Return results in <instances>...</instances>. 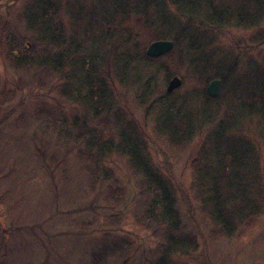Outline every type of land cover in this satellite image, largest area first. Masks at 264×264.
<instances>
[{
	"label": "rangeland",
	"instance_id": "obj_1",
	"mask_svg": "<svg viewBox=\"0 0 264 264\" xmlns=\"http://www.w3.org/2000/svg\"><path fill=\"white\" fill-rule=\"evenodd\" d=\"M31 1L0 0V264H93V255L102 246L116 244L127 246L122 247V251H114L112 247L99 261L100 264H156L161 237L154 232L153 226L137 219L148 204L145 195L138 190L136 181L140 178L129 170L126 158L112 153L101 160L112 170L121 188L120 196L104 199L107 194L105 184L92 183L85 172L84 162L78 158L79 139L66 136V133L75 136L80 124L95 135L109 136L116 129L110 115L116 109L122 123L133 119L144 130L151 159L158 165L163 178L172 181L175 189L173 205L190 238L191 251L185 255H171L160 263L264 264V192L254 221L239 234L229 237L210 235L208 218L188 193V184L193 177L192 158L202 142L213 145L211 139L216 136H221L224 148L227 147L232 155L240 150L237 143L243 141L247 149L239 153L242 156L239 159L254 161L257 156L260 167L254 171L256 177L248 169L245 174L241 166L234 169L245 174V181L264 183L263 139L259 136L255 140L248 139L247 131L251 130V124L247 119L241 122L244 136L236 138L232 131L220 128L218 117L224 110V105H219L221 101L233 105L232 112H237L250 105L249 92L263 85L254 79L244 82L246 76H264V44L258 46L253 43L251 46L246 41L256 28L228 26L219 37L217 34V42L211 44L218 48L211 56L212 60L219 62V72L224 73L231 62L235 61L236 65L235 73H230L231 80H227L224 87L220 83L218 95L221 96L217 95L219 98L216 100L209 102L203 96L208 82H203L197 70L188 69L189 63L182 59L183 45L174 54L153 63L162 65L161 71L152 65L144 71L140 69L144 76L154 72L152 97L160 96L168 79L180 74L181 85L172 91L167 102H172L174 108L182 105L185 111L196 109L197 104L203 109L207 104L206 110L212 118L210 116L209 121L202 124L189 145L174 149L153 133L151 128L157 113L153 109L147 115L144 107L137 105L131 88L113 81L116 105L106 112L101 109V104L99 108L97 98H93L95 106L85 114L83 105L73 97L69 100L62 97L59 93L61 86L53 76L42 77L40 67L8 65L9 59L23 60V56L32 51L25 45L35 32L32 26L25 28L29 15L25 7ZM117 1L120 3L122 0ZM135 1L141 5V0H131V11ZM68 2L75 3V0ZM108 4L109 0H86L82 6L76 7L77 26L87 25L86 29H91L80 37L84 57L97 55L100 59L107 55L108 49L94 41L91 44V37L93 40L110 33H130L136 35L137 44L142 47L156 32H163V23L154 27L143 23L151 20V8L144 9L142 5L138 9L143 20L137 21L134 15L129 14L124 21L118 22L119 16L108 10ZM68 12L64 8L60 14L66 35L71 24L75 27V21L72 22L74 15L72 18ZM42 13H39L42 20L56 21L42 17ZM111 14H114V20L112 16L109 18ZM103 17L109 18V23ZM259 24V27H264V19ZM73 35L77 40L78 35ZM204 50L208 52L206 47ZM220 50L226 52H217ZM166 71L174 74L164 79ZM106 82L110 81L106 79ZM228 89L230 92L226 93ZM95 112L97 114L92 116ZM104 116L108 117L107 123L101 121ZM58 129L64 135H59ZM252 134L255 136L253 129ZM249 141L259 150L251 148ZM247 188L252 194L256 186L248 184Z\"/></svg>",
	"mask_w": 264,
	"mask_h": 264
},
{
	"label": "trees",
	"instance_id": "obj_2",
	"mask_svg": "<svg viewBox=\"0 0 264 264\" xmlns=\"http://www.w3.org/2000/svg\"><path fill=\"white\" fill-rule=\"evenodd\" d=\"M83 2L86 0H75V3H69L68 0H33L27 3L25 10L29 15L25 21V28L29 29L32 26L35 32L25 45L32 51L23 56V60L17 61L15 57L9 59L8 65L40 67L42 77L53 76L52 78L61 86L59 93L62 97L67 100L73 97L83 105L85 114L95 106L92 104L93 98H97L99 108L101 104V109L106 112L111 110L112 105H116L117 100L112 91L113 81L125 88H131L137 105L140 108L144 107L147 115L148 111L153 109L157 113L151 128L153 133L174 149H183L189 145L193 136L200 132L202 124L209 121L211 115L206 110L207 104H204L203 109L197 104L196 109L185 111L182 105L174 108L172 102L170 104L167 102L166 99L172 92L164 91L160 96L152 97L151 86L154 72L144 76L142 72L140 73V69L144 71V68L152 65L157 71H161L163 66L157 64L155 66L153 63H157L163 56L174 54L175 50L183 45L182 59H186L189 63L188 69L197 70L203 82L220 78L224 87L225 83L227 84L226 81L231 80L230 73H235L236 65L234 61L224 73L218 71L220 64L212 60L211 56L218 50L211 45L217 42V34L219 37L228 26L253 27L256 29L246 38V41L251 46L253 43L258 46L264 44V27H259L260 21L264 19V0H141L139 6L137 1L134 2L133 11L129 6L131 0H122L120 3L117 0H109L108 10L117 13L118 22L124 21L129 14L134 15L137 21L143 20L141 10L138 9L142 5L144 9L151 8V20H144L143 23L150 24V27L163 23L162 28H164L163 32H156L151 41L170 39L173 40L174 46L167 53L152 58L145 54L147 45L139 47L136 35L110 33L90 39L91 44L94 41L99 43L100 47L108 49L106 57L101 56L98 59L97 55H93L87 58L81 54L80 37L91 29H86L87 25L78 27V19L76 20L78 15L74 14L76 7L82 6ZM64 8L66 12L69 11L70 17L73 18L74 15L75 18L72 21H75V27L71 24L68 35L60 19ZM41 12H43L42 17L56 21L42 20L43 18L39 17ZM111 16L114 20V14H111L109 18ZM109 18H104L107 23L110 21ZM73 33L78 35L77 40L74 39ZM205 47L208 52L204 50ZM217 52L223 54L226 51ZM173 74L166 71L164 79H168ZM106 79L110 82H106ZM253 79L256 82H263V85L249 92L248 107L232 112L233 105L224 101L219 103L224 105V110L218 116L220 117L219 126L224 131H232L236 138H240L244 136L242 134L244 127H241V122L247 119L251 124V130H246L249 132L248 139L255 140L259 136L264 143V76H255V74L252 77L246 76L244 82H252ZM228 92H230L229 89L226 93ZM203 96L210 102L221 95L212 98L204 89ZM242 105L244 107V103ZM117 112L116 109L110 114L111 123L116 129L105 138L95 135L92 131L89 132L85 125L81 126V124L80 129L74 133L75 136L69 133H66V136L79 139L82 148L80 147L77 151L78 158L84 162L85 172L92 183L105 184L107 194L104 199L120 196L121 188L117 185L118 181L112 170L105 167L101 160L112 153L126 158L129 170L140 178L136 181L138 190L141 195H145L148 204L142 209L137 219H143L148 225L153 226L154 232H158L161 237L156 264H162L160 262L168 260L171 255H185L191 251L190 238L184 231L177 216V209L173 205L175 189L172 181L167 177L163 178L158 165L151 159L144 130L133 119L122 123ZM96 114V112L92 113V116ZM107 118L104 116L101 121L107 123ZM252 129L255 136L252 134ZM58 134L64 135L60 129ZM211 141L213 145L208 143L205 145L202 142L192 158L190 167L193 177L188 184V193L197 202L201 213L208 218L211 225L210 235L229 237L239 234L259 214L258 203L263 196L264 183L243 179L245 170H251V174L256 177L257 174L254 171L260 167L257 153H254L255 162L248 160V163L239 159V157L242 158L239 153L247 149L243 141L237 143L240 150L236 155L229 153L227 147L224 148L221 136L213 137ZM249 144L252 145L251 148L259 150L250 141ZM232 146L236 147V145ZM237 166H241L245 174L236 172ZM248 184L256 186L252 194L248 191ZM157 204L158 207L155 206ZM123 246L121 244L102 246L93 255L92 263L100 264L99 261L106 257L109 249L114 247V251L118 249L122 251L127 245Z\"/></svg>",
	"mask_w": 264,
	"mask_h": 264
},
{
	"label": "water",
	"instance_id": "obj_3",
	"mask_svg": "<svg viewBox=\"0 0 264 264\" xmlns=\"http://www.w3.org/2000/svg\"><path fill=\"white\" fill-rule=\"evenodd\" d=\"M174 46L173 40L170 39H158V40H153L151 41L145 48V54L148 57H158L161 56L168 51H170ZM181 85V78L177 75L171 76L165 87V91L167 93L172 92L176 88H178ZM220 89V79L218 78H213L208 81L206 85V93L210 97H216L219 93Z\"/></svg>",
	"mask_w": 264,
	"mask_h": 264
},
{
	"label": "flooded vegetation",
	"instance_id": "obj_4",
	"mask_svg": "<svg viewBox=\"0 0 264 264\" xmlns=\"http://www.w3.org/2000/svg\"><path fill=\"white\" fill-rule=\"evenodd\" d=\"M220 82H221V80H220Z\"/></svg>",
	"mask_w": 264,
	"mask_h": 264
}]
</instances>
